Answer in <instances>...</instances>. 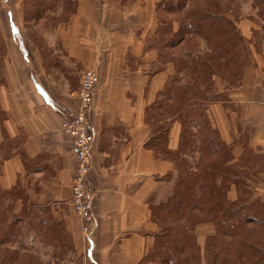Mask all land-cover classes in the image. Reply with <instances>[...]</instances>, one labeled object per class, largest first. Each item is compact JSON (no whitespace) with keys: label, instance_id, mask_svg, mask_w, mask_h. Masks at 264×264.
Masks as SVG:
<instances>
[{"label":"crops","instance_id":"obj_1","mask_svg":"<svg viewBox=\"0 0 264 264\" xmlns=\"http://www.w3.org/2000/svg\"><path fill=\"white\" fill-rule=\"evenodd\" d=\"M74 2L67 23L50 32L58 47L37 49L20 39L7 47L0 82V190L16 191L4 203L12 204L8 212L18 216L19 226L18 242L9 243H18L20 253L30 251L31 264H69L76 255L80 264H153L142 262L158 229L151 205L170 197L176 181L175 165L155 139L165 123L163 151H177L181 137L178 115L160 122L146 115L175 73L154 47L156 1ZM10 26L17 32L13 20ZM238 26L247 44L240 79L230 87L212 77L215 99L206 115L242 170L236 182L264 205V36L258 48L250 39L255 22L246 17ZM87 68L97 72L87 177L94 221L83 238L70 204L71 138L61 121L77 106ZM237 194L232 184L227 197ZM212 227L200 223L196 235L211 234ZM69 242L75 256L61 258L56 252Z\"/></svg>","mask_w":264,"mask_h":264},{"label":"trees","instance_id":"obj_2","mask_svg":"<svg viewBox=\"0 0 264 264\" xmlns=\"http://www.w3.org/2000/svg\"><path fill=\"white\" fill-rule=\"evenodd\" d=\"M70 2L75 6L74 0H63L67 6ZM156 5L177 17L159 16L154 40L159 61L171 62L175 73L146 115L154 122L178 115L181 137L177 151H163L165 123L155 139L157 149L161 147L159 151L177 166V176L172 195L151 205V218L158 223V230L142 261L198 264L203 255L194 228L210 222L214 229L205 242L206 264H264V205L250 200L246 194L249 188L236 182L242 170L206 115L209 101L215 99L212 77L219 76L229 85L240 79L244 54L237 46L241 36L218 0H161ZM42 9H37L39 16ZM200 42L206 50L196 52ZM195 142L199 151L195 163L181 159L178 167V152ZM232 184L238 194L231 200L227 191ZM15 192L0 190V208ZM7 208L0 209V244L12 240L14 231L13 224L4 220ZM16 254L5 253L3 264L14 261Z\"/></svg>","mask_w":264,"mask_h":264},{"label":"rangeland","instance_id":"obj_3","mask_svg":"<svg viewBox=\"0 0 264 264\" xmlns=\"http://www.w3.org/2000/svg\"><path fill=\"white\" fill-rule=\"evenodd\" d=\"M122 1L126 2L128 0H122ZM155 1L156 3H158L161 0H155ZM218 1L223 6V8H225L228 14L227 17L231 21L232 26L235 28L237 33L241 36L242 41L240 43L241 45L237 46L238 50L242 51L244 54L245 47L247 46L243 38V35L241 34L240 28L238 26V24L243 20V18H246V17L253 20L256 24V28H254L255 29L254 33L251 35L250 39H251V43L253 44V46H256L259 48V43H261L263 36H264V0H218ZM97 2L101 5L106 4V0H97ZM43 5L45 6L44 10L42 9ZM37 9L39 11L41 9L43 10V12L40 13V16L39 14H37ZM75 10H76V6H74L73 3L70 2V5L67 6L65 3H63V0H0V71H2V68H3L4 59L6 57V52H7V47H16L17 43L19 42V39L23 41L25 45L33 47V48H37V49L42 48V47H52V46L58 47V43H56L57 41L52 42L53 38L50 32L58 24L61 25V24L67 23L69 17H71L74 14ZM166 13L167 12L162 11L161 9L158 8V5H156L157 20L159 19V16H161L163 19L177 18L174 14H166ZM10 20H13V24L15 25V29L17 30V32L15 33L11 31L12 29L10 26ZM247 42H250V41H247ZM197 47H199V49L198 51L195 50L196 52H201L204 49L206 50V46L204 45V43L200 42L199 46ZM244 57H242V63L245 61ZM243 65L244 63L242 64V67ZM236 83H237V80L231 81L230 85L232 86L237 85ZM227 85H229L228 82H227ZM96 86L94 88V92H95ZM76 96H77V106L75 109H77L79 106L78 93L76 94ZM185 150L186 152L188 151V155H187L188 160L186 159V157H184L183 155L184 152L183 151L181 152L180 150L178 152V156H179L178 167L179 165L181 166V159L187 162L189 161L190 164L195 163L197 151H198L197 143L195 142V143L189 144L185 148ZM174 171L175 173L173 176L175 177V180H176L177 166H175ZM170 178H172V176ZM158 203H155V204H158ZM4 207L5 208L8 207L7 209H5V212L7 215H5L4 220H6L7 224L9 223L13 224L14 231H13V235L11 236V238L12 240L17 241L19 238V226H18V222L17 221L15 222L14 220L16 219L18 220V216H14V214L12 215L9 214L8 209H11L12 204L6 205L3 202V205L0 209H3ZM151 220L153 219L151 218ZM153 221L156 225L158 224L155 220ZM202 223H205V222H202ZM196 227L194 228V236H195V240L200 246V249H201L200 254L203 255L201 256L198 264H206L205 242L209 238V236L212 235V233L211 234L208 233L206 235L205 234L200 235L198 231L196 235ZM213 228L214 226L212 227V229ZM80 231H81V234L83 235V238H86V235L81 230V226H80ZM39 249L40 248H38L37 251ZM18 250H19L18 243H17V246L14 247L9 242H2L0 244V264H3V261H2L3 255L10 251H16L17 254L15 257L16 259L12 262H9L8 264H31V262L34 263V261H31L28 256L29 254L33 257L30 251L27 252L28 254L27 253L23 254V253H20ZM33 251H36V249L33 248ZM52 253L53 252L48 251L47 256H50ZM56 253H58L61 258H67L68 256L70 257L75 256L73 247L71 246L70 242L68 244H65V246L63 247H60ZM54 255H55V252H54ZM79 258L80 256L76 255L75 257H73V260L75 262L69 263V264H80ZM142 262H145V261H142ZM151 262L155 264L153 261ZM58 264H62V263H58ZM63 264H67V263H63Z\"/></svg>","mask_w":264,"mask_h":264},{"label":"built area","instance_id":"obj_4","mask_svg":"<svg viewBox=\"0 0 264 264\" xmlns=\"http://www.w3.org/2000/svg\"><path fill=\"white\" fill-rule=\"evenodd\" d=\"M96 84V72L91 68L84 69L77 91L79 106L75 110L66 112L61 121L62 130L71 138L69 153L75 163L70 184V204L86 237L94 221L87 177L90 168V148L93 141V133L89 126V112Z\"/></svg>","mask_w":264,"mask_h":264}]
</instances>
